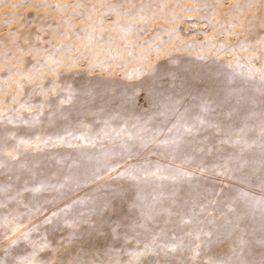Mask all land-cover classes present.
Segmentation results:
<instances>
[{
    "label": "rangeland",
    "instance_id": "rangeland-1",
    "mask_svg": "<svg viewBox=\"0 0 264 264\" xmlns=\"http://www.w3.org/2000/svg\"><path fill=\"white\" fill-rule=\"evenodd\" d=\"M262 125L264 0H0V264H264Z\"/></svg>",
    "mask_w": 264,
    "mask_h": 264
},
{
    "label": "snow or ice",
    "instance_id": "snow-or-ice-1",
    "mask_svg": "<svg viewBox=\"0 0 264 264\" xmlns=\"http://www.w3.org/2000/svg\"><path fill=\"white\" fill-rule=\"evenodd\" d=\"M198 123L199 124H203L204 123V121L203 120H200L199 118H198ZM191 129H189V131H190ZM262 132H264V125H262ZM262 147H264V145H262ZM123 175V173H117V176H122ZM133 179H135V176H133L132 177ZM259 183H260V186L262 187V188H264V174H262L260 177H259ZM53 215H55V213L53 214ZM33 227H35V225L33 226ZM29 231H31V229L29 230ZM26 239L27 238V233H21V236L20 237H17V240H14V241H12V243L13 244H15V243H17V241L19 240V239Z\"/></svg>",
    "mask_w": 264,
    "mask_h": 264
}]
</instances>
